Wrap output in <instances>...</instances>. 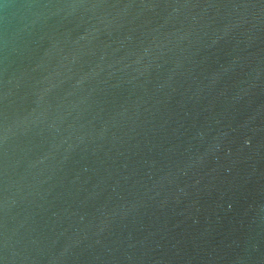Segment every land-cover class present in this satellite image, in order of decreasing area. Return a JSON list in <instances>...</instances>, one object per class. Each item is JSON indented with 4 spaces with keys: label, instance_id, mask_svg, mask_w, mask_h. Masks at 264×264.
<instances>
[{
    "label": "water",
    "instance_id": "95a60500",
    "mask_svg": "<svg viewBox=\"0 0 264 264\" xmlns=\"http://www.w3.org/2000/svg\"><path fill=\"white\" fill-rule=\"evenodd\" d=\"M0 264H264V0H0Z\"/></svg>",
    "mask_w": 264,
    "mask_h": 264
}]
</instances>
